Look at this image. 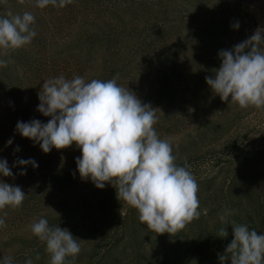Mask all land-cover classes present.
Returning <instances> with one entry per match:
<instances>
[{
    "label": "trees",
    "instance_id": "obj_1",
    "mask_svg": "<svg viewBox=\"0 0 264 264\" xmlns=\"http://www.w3.org/2000/svg\"><path fill=\"white\" fill-rule=\"evenodd\" d=\"M58 2L73 71L37 73L35 91L0 72V264H185V243L198 264H264V145L235 132L264 94L229 71L244 0ZM12 15L27 43L49 36Z\"/></svg>",
    "mask_w": 264,
    "mask_h": 264
},
{
    "label": "rangeland",
    "instance_id": "obj_2",
    "mask_svg": "<svg viewBox=\"0 0 264 264\" xmlns=\"http://www.w3.org/2000/svg\"><path fill=\"white\" fill-rule=\"evenodd\" d=\"M58 1L60 0H15L17 4L10 0H0V72L12 71L13 74L17 75L20 82L22 81L21 76L24 75L25 81L28 85L31 84L29 87L32 90L34 89V91V80L37 73H46L48 76L58 74L63 77L67 71H73L72 67L74 64L69 59L67 51L63 50L59 52L58 47H55L58 41L61 42L64 40L60 39V37L64 38L66 35L68 31L66 22L69 19L66 12L64 15L65 6ZM61 2L63 3V0ZM231 5L232 0L228 7L232 10ZM14 9L22 12L23 15H33L35 18L36 15L39 16L41 20L39 22L40 25L44 24L43 27L46 24L49 25L45 27L51 31L47 34L49 36H39V39L32 40L31 43H27L24 38L17 37L16 35L18 33L8 28L12 22L18 21V19L14 20L12 17ZM225 13L227 14L228 10ZM233 13L239 18V28L243 32L241 34L246 40L247 53L239 55L240 66L229 71H241L240 77L250 75V81L253 87L260 89L264 94V0H244L243 11L235 10ZM186 26L190 25L187 24ZM186 29L185 27L184 31ZM166 32L168 39L170 30ZM193 41L194 39H187L183 52L189 51L192 45H194ZM9 42L14 44L13 48H22L24 50L23 53L19 50L21 54H19L20 56L17 55ZM24 53L26 55L22 57ZM1 78L2 74H0V80ZM243 80L245 81V77ZM246 83L243 82L240 84L239 82L234 88V82L232 80H225L220 85L228 88L233 87L235 89L233 94L238 96L239 94H243L244 90L250 85L249 80ZM28 101L29 106L35 103V100H30L29 96ZM7 102V97L4 95V92L0 93V119ZM218 106L220 108L224 107L223 104H218ZM228 106L229 104L226 103L225 107ZM217 112V110L214 111V113ZM2 130L3 127L0 126V140L2 139ZM235 132L240 135H245L253 143L256 141L264 145V102H262L260 107L253 109L242 120V124H240V127ZM215 150H218L217 146ZM206 170L207 168L204 167L197 168L198 173H204ZM141 191V189H137L135 186L132 191L122 193L120 204H118L122 214L128 212L129 205L140 201L139 199H143L142 194H140ZM182 256L185 264H198V251L192 244L185 243L182 247Z\"/></svg>",
    "mask_w": 264,
    "mask_h": 264
}]
</instances>
